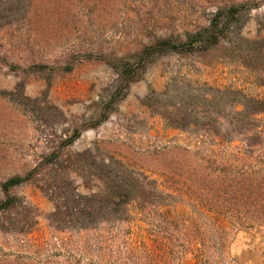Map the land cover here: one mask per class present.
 I'll return each mask as SVG.
<instances>
[{
	"label": "rangeland",
	"instance_id": "obj_1",
	"mask_svg": "<svg viewBox=\"0 0 264 264\" xmlns=\"http://www.w3.org/2000/svg\"><path fill=\"white\" fill-rule=\"evenodd\" d=\"M217 10L223 25L206 29ZM206 30L220 34L216 44L196 41ZM164 40L176 49L158 52ZM262 41L264 0H0V202L12 198L14 207L31 210L18 220L38 223L34 239L64 236L75 254L86 250L83 263H101L100 253L118 245L111 222L55 234V207L74 206L75 190L86 196L101 189V163L122 160L124 175L150 180L169 174V148H193L200 135L187 128L194 118L179 122L186 132L171 128L178 103L196 104L203 91L229 86L264 96L243 66L255 67L259 53L250 44ZM14 177L23 182L4 193ZM145 193L136 207L172 203ZM6 219L0 215V224ZM137 219L141 240L158 232L155 239L169 243L156 229L158 217L152 224L144 214ZM213 239L212 264H264V228L229 229ZM24 241L0 232V264L22 263ZM183 264L193 262L186 256Z\"/></svg>",
	"mask_w": 264,
	"mask_h": 264
},
{
	"label": "trees",
	"instance_id": "obj_2",
	"mask_svg": "<svg viewBox=\"0 0 264 264\" xmlns=\"http://www.w3.org/2000/svg\"><path fill=\"white\" fill-rule=\"evenodd\" d=\"M220 11L212 15L206 29L223 25ZM195 37L199 43L214 45L220 34L206 30ZM160 43L162 49L158 52L168 46L169 50L176 49L168 41ZM250 45L257 47L259 57L253 61L252 69L248 67L250 63L243 66L254 76L253 85L264 90V41ZM180 102V109H175L178 123L171 128L186 132L185 123L179 122L194 118L195 123H188L187 128L191 133V128L195 129L200 135L193 148H169V174H158L156 180H150L142 173L124 175L126 166L122 160L117 165L101 163L99 171L104 175L96 177L101 189L86 196L75 190L74 206L67 201L55 207L49 223L55 234L94 231L101 224L111 222L112 232L116 231L112 238L118 245H113L108 253H100L101 263H83L86 250L81 247L85 251L78 250L79 254H75L64 236L55 237L52 242L34 239L38 223L31 219L30 223L18 220H23L20 211L25 213L23 216L27 213L30 216L31 210L14 207L12 198L0 202V215L8 216L5 221H9L0 224V232L25 237V255L20 264H183L186 256L193 264H212L209 252L219 246L214 236H223L229 229L264 228V96L229 86L203 91L196 104ZM22 182L21 177L8 180L3 184V192ZM147 190L162 199L169 197L173 204L147 210L136 207L134 204L145 199ZM175 200L186 205H178L179 201ZM141 214L151 224L153 217L160 219L156 229L169 234V243L164 238L155 239L158 232L139 238L138 233L145 232L138 227L137 216ZM10 217L16 219L12 222ZM92 218L100 219L95 223ZM167 250L169 255L165 254ZM221 260L217 259L216 264H223Z\"/></svg>",
	"mask_w": 264,
	"mask_h": 264
}]
</instances>
